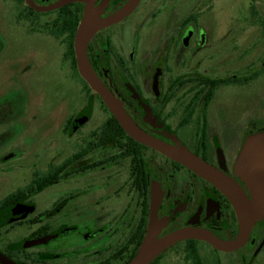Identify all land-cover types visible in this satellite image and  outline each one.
Listing matches in <instances>:
<instances>
[{
	"label": "flooded vegetation",
	"instance_id": "obj_1",
	"mask_svg": "<svg viewBox=\"0 0 264 264\" xmlns=\"http://www.w3.org/2000/svg\"><path fill=\"white\" fill-rule=\"evenodd\" d=\"M60 1L0 0L3 95L29 97L28 86L39 81L46 57L61 73L77 76L71 49L85 5L92 20H104L128 0H74L51 8ZM235 1L138 0L122 20L93 34L86 57L140 129L174 145L172 136L234 179L249 197L234 164L244 135L264 130V20L255 55L235 40L251 26L258 14L254 7H264V0H241L247 10L240 24L220 13V6ZM220 16L225 25L216 29ZM84 83L86 102L65 117L60 143L45 148L34 144L35 138L4 142L9 145L0 152L5 168L0 175V258L8 264H128L147 232L154 181L161 192L154 195L156 216L163 220L156 239L193 228L223 242L234 240L239 225L230 201L188 168L140 147L118 123L110 125L112 114ZM238 91L247 93L251 107L243 106L246 100L237 97ZM91 99L103 120L86 126ZM21 159L28 167L15 189L8 163ZM147 264H264V218L233 251L186 239Z\"/></svg>",
	"mask_w": 264,
	"mask_h": 264
},
{
	"label": "water",
	"instance_id": "obj_2",
	"mask_svg": "<svg viewBox=\"0 0 264 264\" xmlns=\"http://www.w3.org/2000/svg\"><path fill=\"white\" fill-rule=\"evenodd\" d=\"M71 1L74 0H62L51 8ZM137 2L138 0H128L120 10L104 20H92L90 6L85 5L83 16L73 38L77 73L88 87L100 97L117 123L132 140L183 165L220 191L232 204L239 231L237 237L229 242H223L207 231L193 228L179 229L161 239H156L160 226L156 216L157 201L155 196H152L146 235L137 254L128 264H147L165 248L186 239L203 240L216 249L233 251L246 242L254 223L264 216V136L249 138L241 148L234 166L236 174L241 177L250 193L248 197L234 179L189 152L172 136L169 137L174 141V145L151 136L133 122L124 111L121 103L114 98L93 72L86 57V47L97 30L122 20L133 10ZM30 5L32 4L30 3ZM0 262L1 264H8L3 258H0Z\"/></svg>",
	"mask_w": 264,
	"mask_h": 264
},
{
	"label": "rangeland",
	"instance_id": "obj_3",
	"mask_svg": "<svg viewBox=\"0 0 264 264\" xmlns=\"http://www.w3.org/2000/svg\"><path fill=\"white\" fill-rule=\"evenodd\" d=\"M254 9L257 10V16L253 17L252 24L246 28L245 33L242 36L236 37L235 44L236 46L253 48L252 52H254L255 55L258 50L257 48L261 47V39L259 37L261 32L259 29H261L260 27L263 25L264 7L258 6L254 7ZM246 10L247 6H245L241 0H236L227 6H220V13L223 14L222 16H224L226 20L233 16L238 24H240L242 20L240 17L246 13ZM222 16L219 17V22L216 20V29H222L225 25ZM244 20L245 19H243L241 23H244ZM57 66L58 65L53 66L50 64L48 62V58L46 57L44 69L42 68L40 71L39 81H35L34 84H29L28 86L29 97L19 96L14 92H10L8 95H3L4 92H0V132L5 133L3 136L2 133H0V136H2L0 138V152L5 151V147L9 145L4 142H11V144L19 142V144H21L28 142V139L32 140L34 138L37 140L34 144L38 142L37 144L41 147H52L54 143L59 141L58 139L60 138L61 133L60 128L64 125L65 117L77 112L84 106L86 102V92L82 81L78 76L74 75L70 77L67 74L61 73ZM37 88L39 89L40 95L38 94ZM238 92L239 94L237 97H241L242 100H246L243 106L247 104V107H251L252 102L247 99V93L245 91ZM258 94L257 90L253 92L251 100L253 101ZM37 95L39 96L37 97ZM91 100L92 101H90V103L93 105L91 120L86 124V126L101 124L100 121L103 120L99 117L100 110L94 106L95 100ZM13 135H16V140L10 139ZM259 135L264 136V130L256 129L245 134L243 145L249 138ZM6 138L9 139V141ZM22 146H25V144ZM55 147L58 148V146ZM41 149L45 150L44 148ZM236 150V148L233 149L234 152ZM18 154L21 155V152H18ZM8 166H12L10 172L12 173V178L15 180L17 179L13 188L16 186L20 187L21 184L18 182V179L28 167L25 159L11 161L8 163ZM3 171H5V168L0 166V175L4 174ZM236 173L237 172L234 167V175L238 177L241 182H243L241 177ZM3 181L4 180L0 179V184ZM160 193L157 181H154L152 184V195H160ZM263 218L264 216L257 222H260ZM157 222L158 224H161L163 220L157 219Z\"/></svg>",
	"mask_w": 264,
	"mask_h": 264
},
{
	"label": "trees",
	"instance_id": "obj_4",
	"mask_svg": "<svg viewBox=\"0 0 264 264\" xmlns=\"http://www.w3.org/2000/svg\"><path fill=\"white\" fill-rule=\"evenodd\" d=\"M71 56H72V58H73V50L71 49ZM73 62L75 63V61H74V59H73ZM76 74H77V76L79 77V75H78V73L76 72ZM79 79L82 81V79L79 77ZM82 83H84L83 81H82ZM84 85H85V83H84ZM86 86V85H85ZM110 123V125H115V126H117L118 124H117V122L115 121V119L113 118V117H110V121H109ZM122 132V131H121ZM123 133V132H122ZM129 139V138H128ZM130 141H132L131 139H129ZM140 147H142V145L140 146Z\"/></svg>",
	"mask_w": 264,
	"mask_h": 264
}]
</instances>
